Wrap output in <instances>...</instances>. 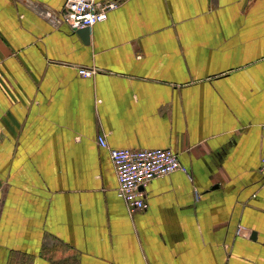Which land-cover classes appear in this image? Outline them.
Segmentation results:
<instances>
[{"label": "crops", "instance_id": "crops-1", "mask_svg": "<svg viewBox=\"0 0 264 264\" xmlns=\"http://www.w3.org/2000/svg\"><path fill=\"white\" fill-rule=\"evenodd\" d=\"M115 1L84 42L0 0V264H264V0ZM100 135L191 179L130 213Z\"/></svg>", "mask_w": 264, "mask_h": 264}, {"label": "built area", "instance_id": "built-area-1", "mask_svg": "<svg viewBox=\"0 0 264 264\" xmlns=\"http://www.w3.org/2000/svg\"><path fill=\"white\" fill-rule=\"evenodd\" d=\"M118 6L115 0H65L60 21L72 30L92 27L107 18V14ZM95 69L79 68L78 74L91 77ZM98 145L108 151L115 170L117 194L124 201L127 210L133 213L143 207L141 187L150 180L181 171L191 179L186 167L178 160L177 154L170 148L133 149L109 147L104 136L97 138ZM263 153L259 170L264 177V124L262 125ZM196 199L199 197L197 191ZM240 229H237V233Z\"/></svg>", "mask_w": 264, "mask_h": 264}, {"label": "water", "instance_id": "water-1", "mask_svg": "<svg viewBox=\"0 0 264 264\" xmlns=\"http://www.w3.org/2000/svg\"><path fill=\"white\" fill-rule=\"evenodd\" d=\"M76 33H78L84 42H87L89 40V28L84 27L76 30Z\"/></svg>", "mask_w": 264, "mask_h": 264}]
</instances>
